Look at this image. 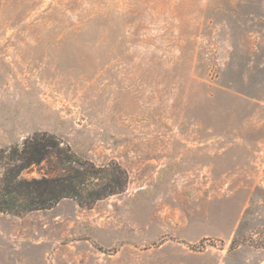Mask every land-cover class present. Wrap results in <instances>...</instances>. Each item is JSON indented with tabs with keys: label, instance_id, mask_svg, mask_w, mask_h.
I'll return each instance as SVG.
<instances>
[{
	"label": "rangeland",
	"instance_id": "1",
	"mask_svg": "<svg viewBox=\"0 0 264 264\" xmlns=\"http://www.w3.org/2000/svg\"><path fill=\"white\" fill-rule=\"evenodd\" d=\"M36 132L125 184L0 212V264H264V0H0V151Z\"/></svg>",
	"mask_w": 264,
	"mask_h": 264
},
{
	"label": "trees",
	"instance_id": "2",
	"mask_svg": "<svg viewBox=\"0 0 264 264\" xmlns=\"http://www.w3.org/2000/svg\"><path fill=\"white\" fill-rule=\"evenodd\" d=\"M52 158L68 162L66 172L53 176L20 177L22 170ZM5 159V160H4ZM71 163L84 165L68 150L62 152L54 136L36 132L24 138L21 146L0 151V212L21 215L33 210L52 207L63 198L74 199L79 205H90L105 196L123 190L125 176L118 167L110 172L89 164L79 169ZM93 178V179H92Z\"/></svg>",
	"mask_w": 264,
	"mask_h": 264
}]
</instances>
